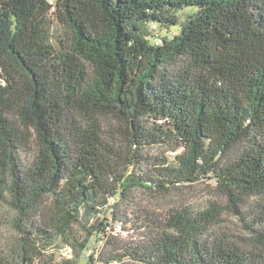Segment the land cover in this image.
<instances>
[{"label":"trees","instance_id":"trees-1","mask_svg":"<svg viewBox=\"0 0 264 264\" xmlns=\"http://www.w3.org/2000/svg\"><path fill=\"white\" fill-rule=\"evenodd\" d=\"M208 181L253 243L131 199ZM0 209V264H264V0H0Z\"/></svg>","mask_w":264,"mask_h":264},{"label":"rangeland","instance_id":"rangeland-1","mask_svg":"<svg viewBox=\"0 0 264 264\" xmlns=\"http://www.w3.org/2000/svg\"><path fill=\"white\" fill-rule=\"evenodd\" d=\"M47 30L49 32L50 41L56 44V36L61 35V26L50 16L48 20ZM162 34L164 30L161 29ZM152 152H158L156 149H152ZM25 162H29L31 158L30 154H22ZM209 181L206 183H197L192 187H186L178 190H169L166 193H155L143 189H134L131 191V199L139 203L142 206H146L152 211L162 212L168 208H189L191 210H198L209 205L211 201H216L222 207L221 214L218 216L217 223L212 227L211 234L216 237H225L229 241L236 242L239 245L246 243H253L252 237L254 233L250 230V227L256 226L254 224L255 217L251 211V204H256L254 197L250 198V201L246 208L242 209V215L234 214L231 210H228L224 197L217 194L213 188V184L210 185ZM258 201V200H257ZM7 218L8 221H7ZM11 215L0 209V238L2 236H10ZM254 219V220H253ZM253 233V234H252ZM125 234V233H124ZM121 237L125 241H136L139 238L134 234L124 235ZM218 234V235H217ZM86 261L83 258L79 259L78 264H85Z\"/></svg>","mask_w":264,"mask_h":264},{"label":"built area","instance_id":"built-area-1","mask_svg":"<svg viewBox=\"0 0 264 264\" xmlns=\"http://www.w3.org/2000/svg\"><path fill=\"white\" fill-rule=\"evenodd\" d=\"M109 229V227H107ZM100 250H95L92 246L87 247L86 252L84 253L83 257L86 259V263L89 257H93L94 260H96L99 256ZM62 255L66 258H73L74 251L72 247L66 246L63 249ZM96 264V263H92Z\"/></svg>","mask_w":264,"mask_h":264}]
</instances>
